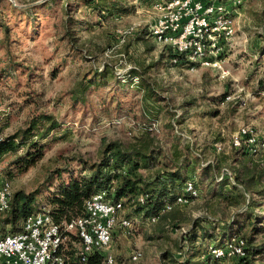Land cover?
<instances>
[{
    "label": "rangeland",
    "instance_id": "rangeland-1",
    "mask_svg": "<svg viewBox=\"0 0 264 264\" xmlns=\"http://www.w3.org/2000/svg\"><path fill=\"white\" fill-rule=\"evenodd\" d=\"M263 11L264 0H242L235 36L221 58L222 76L215 67L172 66L149 36L155 13L148 0H0V139L33 120L34 138L51 122L61 127L48 137L43 158L26 172L9 177L11 156L0 159V180L9 181L13 193L41 187L36 207H44L59 182L81 174L77 160L98 163L110 143L126 150L158 147L169 161H185L198 170L199 196L191 206L175 207L156 222L133 215L126 206L125 217L134 216L132 230L113 237L107 251L114 264H174L163 258L166 252L176 264L185 252L178 247L195 220L207 228L228 225L239 236L263 244L264 201L252 217L253 231V224L240 215L232 221L245 199L235 204L211 195L216 179L231 178L247 162L240 163L242 154L230 143L243 126L251 127L258 140L253 162L264 166ZM131 70L157 93V104L145 103L135 88L126 90V98L115 93L118 85H127ZM89 78L98 88L87 90V102L74 106V93ZM102 105L106 112L98 113ZM65 165L70 174L44 186L49 173ZM207 165L215 175L202 181L199 170ZM155 172L141 173L147 178ZM206 244L200 239L196 246ZM66 247L78 250L79 241L74 237ZM136 251L142 257L134 262ZM201 261L195 258L192 264Z\"/></svg>",
    "mask_w": 264,
    "mask_h": 264
},
{
    "label": "trees",
    "instance_id": "trees-1",
    "mask_svg": "<svg viewBox=\"0 0 264 264\" xmlns=\"http://www.w3.org/2000/svg\"><path fill=\"white\" fill-rule=\"evenodd\" d=\"M260 17L264 25V11ZM164 53H167V58L174 67L190 69L198 66L188 61L184 54H176L170 50ZM106 72L108 77L111 76L110 72ZM103 75L101 74L102 78H104ZM128 77L129 81L127 85H122L121 88L118 85V90L115 88V93L120 98H126V90L135 88L137 91L143 93L142 100L145 103L147 101H152L155 104L159 102L157 93L142 79L138 72L131 70ZM117 80L119 79L117 78ZM134 80H137V82ZM97 85L99 84H96L93 78L80 83L78 91L74 93L73 105L75 106L81 102L85 104L87 102L85 100L86 91L92 87L97 89ZM113 97L114 95L111 96L108 102ZM102 108H104V105H102ZM144 108L147 109L148 107L145 106ZM112 111L116 112L117 107ZM105 112L106 109L104 108V110L98 113ZM146 119L152 122L149 117ZM36 124L37 120H33L26 129L19 130L8 137L0 139V159L11 156L8 164L11 170L8 172L9 177H12V172L22 174L38 163L44 156L48 137L52 132L58 131L61 128L55 121L51 122L48 127L43 129L39 136L34 138L36 135L34 133ZM160 150L158 147L150 146L126 150L119 144L110 143L106 145L103 156L98 163L87 165L86 162L77 160L81 167V174L79 176L74 177L70 174L68 165L50 172L44 181V186L52 184L56 178H61L63 174H70V177L67 181H61L54 187V190L47 199L46 206L43 205L44 207H36L41 187L29 193H25L24 191L14 192L9 211L0 220V232H8L9 234L18 233L23 221L31 214L43 208H49L47 210L54 223L71 222L74 219L85 216L86 202L104 190L112 191L109 197L115 202H122L124 208L126 206L133 208V215L150 221L161 210L164 204L174 202L178 197L188 196L185 192L187 183H193L194 187L198 190L194 179V175L198 170L191 168L189 163L185 161H169L162 155ZM239 154H242V157L238 160H245L247 162L243 163L240 168L234 169L233 174H230L232 179L228 175H226L228 177L221 176L219 179H216L214 185L216 186L215 191L213 190L211 195L223 202L234 200L235 204H238L242 198L245 199L243 209L234 215L232 221L235 220L236 215H240L249 224H253L251 220L254 212L256 208L263 206L262 202L264 201V187L261 188L264 184V166L253 162L252 158L255 156L253 154L242 151H239ZM144 170H156V172L151 177L146 178L141 173ZM213 170L210 165L201 166L199 170L201 180L209 181L212 175H215ZM252 194L255 197H252ZM130 216L134 217L132 214H129L125 218L130 220ZM220 226L202 227L201 221L195 220L190 230L185 232V244L178 247L179 252H185L181 261L177 260L176 264H192L195 258L202 260L200 264H264V243L256 245L253 237H242L246 240L244 257L225 261L213 259L208 254L207 245L209 242H212L211 245L221 246L232 236L238 235V233L230 230L228 225ZM254 226L255 223L252 225V228ZM255 230L256 228L254 227L253 231ZM200 239L207 243L202 246L203 249L196 246ZM213 241L217 244H213ZM70 249L66 247L63 264L104 263V256L100 252H93L86 257L85 261H82L78 255V250H73L72 247ZM163 258L167 259L168 263L174 262L175 264V261H171L172 258L168 252L163 254Z\"/></svg>",
    "mask_w": 264,
    "mask_h": 264
},
{
    "label": "built area",
    "instance_id": "built-area-1",
    "mask_svg": "<svg viewBox=\"0 0 264 264\" xmlns=\"http://www.w3.org/2000/svg\"><path fill=\"white\" fill-rule=\"evenodd\" d=\"M148 1L155 13L149 36L163 52L184 54L193 64L215 67L222 76L226 74L221 58L235 36V16L239 15L242 0ZM230 143L237 151L257 154L258 140L249 126L240 128ZM111 192L104 190L90 198L85 216L71 222L56 224L48 210L43 209L24 220L18 233L0 232V264H63L66 244L74 237L79 241L78 255L82 261L93 252H100L105 264H114V257L107 250L117 233L132 230V222L125 218L122 202L109 197ZM185 192L187 197L164 204L150 221H158L175 207L191 206L199 191L189 182ZM12 195L11 183L0 180V220L10 209ZM245 247L246 240L234 235L221 246L209 245L208 254L218 261L242 258ZM141 257L136 251L131 260L135 262Z\"/></svg>",
    "mask_w": 264,
    "mask_h": 264
}]
</instances>
